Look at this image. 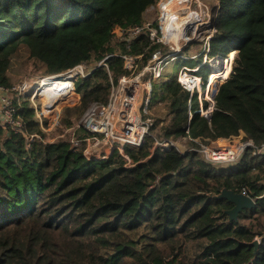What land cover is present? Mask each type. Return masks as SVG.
Here are the masks:
<instances>
[{
	"label": "trees",
	"instance_id": "16d2710c",
	"mask_svg": "<svg viewBox=\"0 0 264 264\" xmlns=\"http://www.w3.org/2000/svg\"><path fill=\"white\" fill-rule=\"evenodd\" d=\"M161 1L0 0V85L21 47L43 77L113 55L108 69L74 80L79 104L57 124L71 128L92 104L107 105L111 84L128 74L121 55L141 54L138 69L145 65L157 47L148 36L117 44L115 33L143 26ZM217 1L208 56L220 70L210 78V118L175 79L155 81L149 110L160 105L164 113L152 114L143 145L243 133L255 147L229 166L173 146L85 158L66 140L43 142L28 96H20L17 115L34 138L0 127V264H264V0ZM197 73L206 78L209 70ZM224 189L254 208L230 220L233 205L216 199Z\"/></svg>",
	"mask_w": 264,
	"mask_h": 264
},
{
	"label": "built area",
	"instance_id": "2783aa9c",
	"mask_svg": "<svg viewBox=\"0 0 264 264\" xmlns=\"http://www.w3.org/2000/svg\"><path fill=\"white\" fill-rule=\"evenodd\" d=\"M157 7L159 11L157 26L146 22L143 26L134 27L125 33L121 32L124 35L122 41L128 42L141 34H146L150 44L157 46L150 54L145 65L138 69L139 61L142 57L141 54L134 56L129 54L121 55L123 67L128 74L119 78L117 84H111L107 105L100 106L98 111L97 108L86 111L78 124L73 125L66 131L70 134L67 140L70 149L72 151L81 150L85 158L101 155L102 152L99 155L93 152L102 142L110 146L111 152L116 149L120 153L123 152L125 146L138 149L143 145V140L151 134V129L154 125V119L151 117L149 110L152 84L162 78L163 69L168 62L178 59H190L191 61L195 59L196 56L188 58L183 55V52L191 43L201 45V51L197 55L200 60L193 66L187 67L183 65L176 76V81L188 93L189 102L190 99L196 97L199 116L206 119L210 118L216 95V93L212 94L209 89L210 77L216 68V60L218 58H210L208 56L210 41L215 33L208 10L203 7L199 0H169ZM197 8H202L204 14L199 13V16L203 17L198 22L194 32L188 35L185 32L186 28H183V22L191 16H193V19L197 17V14H195ZM187 32H189V29ZM112 56H106L95 66L80 64L63 74L41 78L49 82L53 80L67 81L70 84L65 90V93L71 92L69 98L57 105L51 104V96L59 92L61 88L58 87L55 91L43 93V88L40 86L41 79L22 83L14 91L18 97L36 95L46 100L44 104L40 106L33 105L32 108L40 130L43 133H48L59 122L61 106L66 102L72 101V96L75 97V101H78V99L80 101V95L78 93L74 94V80L78 77L85 78L89 76L98 67L108 69L105 61ZM202 66H206L208 70L210 69L206 78L197 73ZM14 91L12 88L0 85V127L6 131L20 134L27 138V143H30L34 137L26 134L23 122L17 115V108L13 100L9 98V93ZM121 93L122 97L119 101ZM191 115L188 110V119L191 118ZM243 136L245 140L243 143L229 141L236 136L209 142L200 139H187V142L190 141L193 144L189 147L190 149H177L179 151L188 150L195 152L206 161L218 166L219 164L229 166L238 162L246 148L255 147L250 140L245 139L244 134ZM154 146L162 148L175 147L170 140L154 142ZM26 147H29V145ZM262 151H264V145L258 150V152Z\"/></svg>",
	"mask_w": 264,
	"mask_h": 264
},
{
	"label": "rangeland",
	"instance_id": "374dc122",
	"mask_svg": "<svg viewBox=\"0 0 264 264\" xmlns=\"http://www.w3.org/2000/svg\"><path fill=\"white\" fill-rule=\"evenodd\" d=\"M169 0H164L161 1L158 5H160L161 3H166ZM200 3L203 5V7L207 8L208 13L210 18L212 19L213 16V8L215 5L218 4L217 0H199ZM152 7L150 8L147 12H146V22L149 23L150 25H158V7ZM199 10H201L204 14V10L202 8L195 10V14L198 15ZM193 17V16H191ZM196 18V17H194ZM124 38V35L121 34L120 31H116L115 33V42L118 44V42H120L122 39ZM114 43V44H116ZM201 51V45L196 44V43H191V45H189V47L183 52V55L191 58L193 56H196L195 59H193V61H191L190 59L188 60H182V59H178L175 61H170L166 64V66L163 69L162 72V79H174L176 78L180 68L185 65L187 67L195 64L197 61L200 60V57L197 56L198 53H200ZM238 56H236L235 60H237ZM234 60V62H235ZM233 62V64H234ZM232 64V67H233ZM210 68V67H208ZM232 69V68H231ZM210 70V69H209ZM44 68L42 66H34V64L28 60V55H27V51L25 48L21 47L18 54L14 57V59L12 60L11 66L8 70L7 73V77H8V85L6 87L8 88H12V90L14 91L18 86H20L22 83H26L29 81H36L41 79L43 76L41 74L44 73ZM231 71V70H230ZM46 78V77H43ZM75 93H77V90L75 89ZM9 98H11V100H13V102L15 100L18 99V95L17 93L14 92H10L9 93ZM72 101H69L68 103L66 102L65 104H63L61 106V112H63V110L65 108H73L75 106H77L79 104V99L78 101H75V97L72 96ZM28 100L29 103L31 105V107L33 105L36 106H40L41 104H44L46 102L45 99H43L40 96H28ZM153 106V105H152ZM156 106V105H155ZM153 106L152 109L150 110V114L154 117H156V111L158 110L160 112V114L164 113V109L163 106L157 105L156 107ZM97 108V111L100 110V106L99 105H95L92 104L86 111L92 110ZM158 108V109H156ZM156 109V110H155ZM155 110V111H154ZM85 111V112H86ZM84 112V113H85ZM159 114V113H158ZM83 116V115H82ZM82 116L79 118V120L75 123L78 124V122L81 120ZM56 125L53 130H51L48 133H44L45 137H42V141L43 142H48V143H52L58 140H68L70 137V134H68L66 131L67 129ZM153 133H151L152 135ZM230 142H241L243 143L244 140V136L243 134H239V136H236L233 139L229 140ZM154 142L157 143L156 141H151L148 145H142L140 148L134 150V153L136 154L137 157H141V156H149L151 155L152 151L155 149L154 146ZM172 145H174L176 148L180 149V150H186L189 148V143L187 142L186 138H178L174 141H172ZM95 151L93 152L96 155H99L101 152H105V153H110L111 152V148L108 144L102 142L100 143L95 149ZM220 166H224L222 164H219Z\"/></svg>",
	"mask_w": 264,
	"mask_h": 264
},
{
	"label": "bare ground",
	"instance_id": "6f19581e",
	"mask_svg": "<svg viewBox=\"0 0 264 264\" xmlns=\"http://www.w3.org/2000/svg\"><path fill=\"white\" fill-rule=\"evenodd\" d=\"M199 13L203 14V12L201 10H199L198 15H197L196 18L193 19L192 17H189L187 20H185L183 22V28H186L185 32L188 35L194 32L195 27L198 25V22L201 21L203 16H199ZM188 29H189V32H187ZM215 69L216 70H220V66H216ZM41 80H42V82L40 83V86H41V88H43L42 89L43 93L44 92H49V91H55V89H57L58 87L61 88L59 92L52 94V96H51V104L52 105H57L58 103H62L67 98H69V95H70L71 92L68 91L67 93H65L66 88L68 86H70V84L67 81L53 80V81L49 82L46 79H41ZM121 97H122V93L120 95L119 101H120Z\"/></svg>",
	"mask_w": 264,
	"mask_h": 264
},
{
	"label": "water",
	"instance_id": "95a60500",
	"mask_svg": "<svg viewBox=\"0 0 264 264\" xmlns=\"http://www.w3.org/2000/svg\"><path fill=\"white\" fill-rule=\"evenodd\" d=\"M216 199L226 200L233 205L230 210L226 211L230 220H235L239 213L245 210H250L255 206V203L251 198L243 193H236L231 190H222ZM252 245L257 246V242L254 241Z\"/></svg>",
	"mask_w": 264,
	"mask_h": 264
},
{
	"label": "crops",
	"instance_id": "0c3cea01",
	"mask_svg": "<svg viewBox=\"0 0 264 264\" xmlns=\"http://www.w3.org/2000/svg\"><path fill=\"white\" fill-rule=\"evenodd\" d=\"M164 1V0H163ZM163 76V75H162ZM212 76V75H211ZM215 76H213V78H214ZM211 78V77H210ZM212 78V79H213ZM175 80H176V78H174ZM212 79H210V83H211V81H212ZM160 80H163L162 78L160 79ZM165 80H168V79H165Z\"/></svg>",
	"mask_w": 264,
	"mask_h": 264
}]
</instances>
